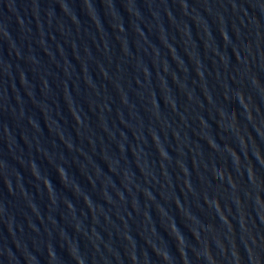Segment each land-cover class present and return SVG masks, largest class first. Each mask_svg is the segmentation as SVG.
Returning <instances> with one entry per match:
<instances>
[{"label": "water", "instance_id": "obj_1", "mask_svg": "<svg viewBox=\"0 0 264 264\" xmlns=\"http://www.w3.org/2000/svg\"><path fill=\"white\" fill-rule=\"evenodd\" d=\"M0 264H264V0H0Z\"/></svg>", "mask_w": 264, "mask_h": 264}]
</instances>
